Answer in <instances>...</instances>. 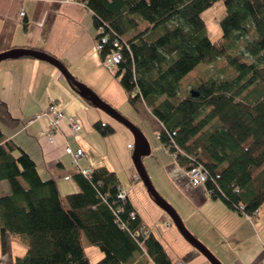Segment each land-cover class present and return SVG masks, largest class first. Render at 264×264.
Returning <instances> with one entry per match:
<instances>
[{
    "label": "trees",
    "instance_id": "1",
    "mask_svg": "<svg viewBox=\"0 0 264 264\" xmlns=\"http://www.w3.org/2000/svg\"><path fill=\"white\" fill-rule=\"evenodd\" d=\"M82 2L92 10L96 40L108 38L101 57L119 41L115 76L129 104L154 114L161 144L185 171L204 165L210 196L239 214H254L264 202V0ZM220 2L224 15L215 38L202 13ZM199 64L208 69L182 87ZM74 81V91L95 104L88 85ZM19 122L0 102V180L11 185L0 195L1 251L9 249L8 236L27 247L9 264H131L139 252L156 264L174 263L130 200H121L113 169L73 173L78 190L65 203L57 182L42 178L28 152L7 138L3 127L14 130ZM94 125L102 134L113 130ZM84 239L103 254L95 263Z\"/></svg>",
    "mask_w": 264,
    "mask_h": 264
},
{
    "label": "crops",
    "instance_id": "2",
    "mask_svg": "<svg viewBox=\"0 0 264 264\" xmlns=\"http://www.w3.org/2000/svg\"><path fill=\"white\" fill-rule=\"evenodd\" d=\"M98 32L92 10L81 0H0V52L11 48L47 51L65 65L73 79L88 85L119 110L125 102L129 103L128 94L114 70L102 62L101 52L95 45ZM72 87L59 65L48 58L22 55L0 59V102L3 101L11 115L20 121L14 130L3 127L7 138L28 152L42 178H53L57 182L65 203L66 195L78 190L72 178L73 173L79 172L76 163L89 168L105 165L113 169L120 179V188L126 190L128 200L138 210L144 224L163 241L173 264H211L150 196L131 155L135 147L129 130ZM52 100H56L65 118L76 117L80 129L73 131L66 118L54 135L55 141L49 142L41 131L50 119L39 113ZM95 122L112 126L113 130L102 134L97 131ZM68 145L72 149H84L85 156L73 160L64 150ZM162 149L165 161L161 166L167 181L187 202L185 208L182 206L187 216H181L186 228L205 244L220 264H264V202L251 216L239 214L222 199L210 196L204 183L195 185L175 156L164 145ZM10 186L7 180L1 179L0 195L8 193ZM177 209L180 208L176 207V212ZM8 238V250L1 251L0 245V264H9L14 256L22 255L27 249L13 237ZM84 244L90 261L95 263L103 254L86 239ZM131 264L156 263L146 252H139Z\"/></svg>",
    "mask_w": 264,
    "mask_h": 264
},
{
    "label": "rangeland",
    "instance_id": "3",
    "mask_svg": "<svg viewBox=\"0 0 264 264\" xmlns=\"http://www.w3.org/2000/svg\"><path fill=\"white\" fill-rule=\"evenodd\" d=\"M223 5L224 4L220 2L219 4H215V6L210 7V9H206L202 13V15H204V20L206 21L207 26H209V34L215 38L220 34V32H217L219 27L218 20H220L221 16L224 15ZM208 66L209 65L207 64H199L194 68V70H192L191 73L183 78L181 86L187 87V84L192 81V78L197 74H202L208 69ZM110 69L113 70L112 68ZM117 111L127 116L128 120L137 125L139 130L147 136L146 138L149 142V146H151V150L149 154L143 156L142 162L144 164V167H146L145 169L149 177H151L154 188H157L156 190L160 193V195L163 196V198H170V200L167 198V201H169L175 208H180L177 209V212L180 216H183V214L187 216V211L186 209H184L187 205L186 199H184L185 197H182L178 193L173 191V188L167 181V174L164 171L163 166H161V164H164L165 154L163 153L164 150L162 149V145L160 144V141L157 137L158 135H156L154 131L155 127L159 125L157 119L154 117V114L150 112L149 108L143 105L133 106V104H129L127 102H125V105L119 108V110L117 109ZM123 126H125V128L129 130V133L133 137H135L132 130H130L127 125L123 124ZM132 154L133 149L131 155ZM164 195L167 197H165ZM171 201H173L174 203H172Z\"/></svg>",
    "mask_w": 264,
    "mask_h": 264
},
{
    "label": "water",
    "instance_id": "4",
    "mask_svg": "<svg viewBox=\"0 0 264 264\" xmlns=\"http://www.w3.org/2000/svg\"><path fill=\"white\" fill-rule=\"evenodd\" d=\"M29 54L30 56H36L40 58H48L52 62L54 61L57 65H59V68L61 69L62 73L67 76V78L73 82V75L69 73L65 65H62V63L56 59L55 57H51L50 55H47L45 52H40L35 49H29V48H11L10 50H5L0 52V59L7 58V57H18L22 54ZM81 95L85 96L84 92H80ZM197 94V93H195ZM86 97V96H85ZM91 100L95 103L96 106H101L103 110L107 112L108 115L113 116L118 122L123 123L124 125H127L130 130H132L134 134V146L133 148V157H134V164L135 167H137V171L139 173L140 178H142L143 184L146 185L148 188L149 193L157 202V204L165 210V213L168 214L171 219L174 220V223L176 224V227L181 229L180 231L182 234L195 246L198 248V250H201V252L210 260L211 264H220V260L215 257V255L210 252V250L203 244L197 237L192 234L189 229L186 228L183 218L179 215L178 212H176V208H174L165 198H163L162 195L156 190L157 188H154L153 183L151 181V177H149L146 167H144V164L142 162L143 156L149 154L150 147L149 142L147 140V136L141 132L137 125H135L133 122L129 121L127 116L123 115L122 113L118 112L113 105L107 104L105 101H102L98 95H92Z\"/></svg>",
    "mask_w": 264,
    "mask_h": 264
},
{
    "label": "built area",
    "instance_id": "5",
    "mask_svg": "<svg viewBox=\"0 0 264 264\" xmlns=\"http://www.w3.org/2000/svg\"><path fill=\"white\" fill-rule=\"evenodd\" d=\"M21 15H24V11L20 12ZM107 36H100L99 39H97L95 42V45L97 47L98 50L102 49V45L103 43L105 44V42H107ZM116 39L114 40V48H112L111 51H109V53H106L105 57L102 58V62L105 64V67L107 66L108 68H114L116 67L117 63H120V60L122 58V52L119 51V45ZM39 114H43V115H47L48 119V123L46 125L45 130L41 131V135H43L45 138L47 137V139L49 140V142H53L54 140V135L57 133V131L59 130V126L62 120L66 119L67 124L69 125L70 128L73 129V131H78V129H80L79 127V123L76 121V117L73 115H69L65 118L64 113L62 112L61 108L58 106L56 100H52L49 105L46 107V109L42 112H40ZM128 146L130 148H132V145ZM66 153L70 154L73 157V160L77 161L79 159V157L81 156H85L84 153V149L79 148V149H72L69 145L65 146ZM78 170L86 175V176H90L91 173V167L89 168L84 167V166H80L76 163ZM188 173V176H190V180L195 184H199V183H204V181L207 179V173L205 171L204 165L201 163H197L196 165L191 166L188 170H186ZM119 191V196L121 198V200H125L127 198L126 195V190H122ZM248 215V214H247Z\"/></svg>",
    "mask_w": 264,
    "mask_h": 264
}]
</instances>
